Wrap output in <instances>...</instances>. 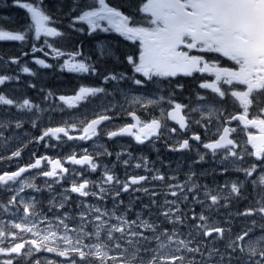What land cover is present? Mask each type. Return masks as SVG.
Instances as JSON below:
<instances>
[{"label":"snow or ice","instance_id":"1","mask_svg":"<svg viewBox=\"0 0 264 264\" xmlns=\"http://www.w3.org/2000/svg\"><path fill=\"white\" fill-rule=\"evenodd\" d=\"M8 5L0 42L30 50L0 52V264H264V0ZM161 139L191 165L134 154Z\"/></svg>","mask_w":264,"mask_h":264},{"label":"trees","instance_id":"2","mask_svg":"<svg viewBox=\"0 0 264 264\" xmlns=\"http://www.w3.org/2000/svg\"><path fill=\"white\" fill-rule=\"evenodd\" d=\"M5 14H8L7 16ZM8 17L10 23L14 24L16 21L22 19V12L20 10H10L9 9V5H8V0H2L0 1V21L2 20V17ZM108 44H112V45H116L117 41L115 38L110 37L107 42ZM96 43L94 42H88L87 46H84V52L87 53H92L93 50H90L92 48H88L90 45H95ZM24 48L25 50H30L27 48L26 45L22 46L19 44V42H0V52H12V50H16V53L21 51V48ZM120 48L123 50L124 49V45L120 44ZM36 56L40 57V55L38 53H36ZM31 57V56H29ZM95 55L93 56V59H95ZM28 59V58H26ZM71 80H74L71 77ZM72 85V83H71ZM73 86V85H72ZM167 159V156L163 157V160ZM171 165H176V160L175 159H169L168 160ZM171 169H173V167H171ZM183 175H181L182 177ZM183 178V177H182ZM212 177L209 175L207 177H202V182L203 181H211Z\"/></svg>","mask_w":264,"mask_h":264},{"label":"flooded vegetation","instance_id":"3","mask_svg":"<svg viewBox=\"0 0 264 264\" xmlns=\"http://www.w3.org/2000/svg\"><path fill=\"white\" fill-rule=\"evenodd\" d=\"M27 61H31V60H27ZM47 62H51V60H47ZM63 77V79H62ZM24 78H27V79H32L31 77H26L24 76ZM61 78V79H59ZM35 82L40 85V84H43L45 85L47 88H52V89H55V87L57 89L61 88V89H66L68 87V77L65 75L63 76H58L56 73H53L51 72L50 70H43V69H40V72H39V75L35 78ZM55 86V87H54ZM61 86V87H60ZM54 87V88H53ZM60 90V89H59ZM61 92H64V90H60ZM163 144L165 145V141H163V143L157 147H155L153 149V151L148 154L147 156L150 158V159H153L155 160V158H160V155H167L165 151H167L169 153V151L167 150V148H165L163 146ZM161 147V148H160ZM108 149L109 150H116L117 151V147H112L110 144H108ZM162 149V151H160ZM158 151V152H156ZM170 154V153H169ZM139 155V154H137ZM173 155L171 154L170 157H172ZM169 157V156H168ZM167 157V158H168ZM163 160V159H161ZM127 203V202H125Z\"/></svg>","mask_w":264,"mask_h":264},{"label":"rangeland","instance_id":"4","mask_svg":"<svg viewBox=\"0 0 264 264\" xmlns=\"http://www.w3.org/2000/svg\"><path fill=\"white\" fill-rule=\"evenodd\" d=\"M0 1H2V0H0ZM7 20H9L8 18H7ZM93 46L94 45H90L88 48H92V49H90V50H93ZM163 146L165 147V145L163 144ZM161 148V147H160ZM166 148V147H165ZM160 151H162V149L160 150ZM156 152H158V151H156ZM166 152V154H167V156H171V154H169L167 151H165ZM159 153V152H158ZM178 159L179 160H181L182 158L181 157H178ZM155 160H160V159H155ZM172 167H173V170H175V169H180V166L178 165V162H176V165L174 166V165H171ZM183 177V176H182ZM49 258H52L51 256H49Z\"/></svg>","mask_w":264,"mask_h":264},{"label":"bare ground","instance_id":"5","mask_svg":"<svg viewBox=\"0 0 264 264\" xmlns=\"http://www.w3.org/2000/svg\"><path fill=\"white\" fill-rule=\"evenodd\" d=\"M7 18H8V17H4V16H3V17H2V20L4 21V20L7 19ZM8 21H9V20H8ZM9 22H10V21H9ZM164 156H165V155H160V158L163 159ZM166 156H167V155H166ZM167 157H168V156H167ZM155 159H159V158H155ZM161 159H160V160H161ZM167 159L169 160V159H172V158L168 157ZM150 160H153V159H150Z\"/></svg>","mask_w":264,"mask_h":264}]
</instances>
